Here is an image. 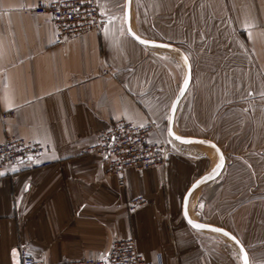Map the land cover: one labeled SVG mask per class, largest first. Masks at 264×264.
<instances>
[{"label": "crops", "instance_id": "0c3cea01", "mask_svg": "<svg viewBox=\"0 0 264 264\" xmlns=\"http://www.w3.org/2000/svg\"><path fill=\"white\" fill-rule=\"evenodd\" d=\"M39 1L0 0V143L10 134L52 146L32 168L0 171V264H19L21 249L50 262L104 258L126 238L149 262L243 264L227 236L182 214L187 189L217 162L213 147L168 134L183 58L134 39L125 0H97L103 24L56 44L51 17L31 10ZM129 24L185 53L191 75L172 130L223 156L189 194L188 216L264 264V0H130ZM116 119L153 124L150 139L170 147L165 165L127 169L120 184L103 158L81 155ZM136 196L145 202L130 212Z\"/></svg>", "mask_w": 264, "mask_h": 264}, {"label": "built area", "instance_id": "2783aa9c", "mask_svg": "<svg viewBox=\"0 0 264 264\" xmlns=\"http://www.w3.org/2000/svg\"><path fill=\"white\" fill-rule=\"evenodd\" d=\"M31 10L51 17L56 44L77 38L103 24L97 0H40ZM13 113L6 112L2 117L6 118ZM154 130L155 127L150 122L136 124L126 119H116L96 134L95 141L84 147L81 155L103 158L107 164V172L117 176L122 184V174L127 169L143 170L165 165L168 146L164 140L150 139ZM51 151L50 144L8 134L0 143V171L12 167L17 172H22L36 166L34 160ZM144 202L142 196H136L128 201V210L134 212ZM19 260V264H163L160 256L154 262L147 261L138 252L133 238L114 240L104 258L84 257L71 260L62 257L57 262H50L44 256L35 257L21 249Z\"/></svg>", "mask_w": 264, "mask_h": 264}, {"label": "water", "instance_id": "95a60500", "mask_svg": "<svg viewBox=\"0 0 264 264\" xmlns=\"http://www.w3.org/2000/svg\"><path fill=\"white\" fill-rule=\"evenodd\" d=\"M129 7H130V0H125V13H124L125 14V24H126V28H127V31L129 32V34L134 39H136L138 42H140L142 44L149 45V46H155V47H164V48H168V49H172V50L176 51L183 58V60L185 62V65H186V76H185V79H184V81H183V83H182V85H181V87H180V89H179V91H178L173 103H172V106H171V109H170V112H169V119H168V123H167V130H168L169 136L172 139L176 140L177 142L184 143V144H187V143H202V144L209 145V146L213 147L214 150L217 153V162H216L215 166L207 174H205L204 176L198 178L187 189V191L185 192L184 197H183V201H182V214H183V217H184L185 221L189 225H191L193 227H195L194 225H203L204 227H200L201 229H211V230L222 229V228L210 225V224H206L204 222H198V221L192 220L188 216L187 210H186L188 197H189V194L191 193V191L193 189H195L196 187H198L199 185H201L207 179L212 177L214 174H216L220 170V168L222 166V163H223V156H222L220 148L214 142H212L211 140H207V139H204V138L179 136V135L175 134L173 132V130H172L173 118H174L176 104H177L178 100L180 99L181 95L183 94V92L185 91V89L187 88L189 80H190L191 72H190V65H189L188 59H187L185 53L180 48H178L177 46H175L173 44L166 43V42L148 40V39H145V38H142V37L136 35L130 28V24H129ZM185 141H192V142H185ZM218 232H221L222 234L227 236L231 241H233L240 248V250L242 252V255H243V264H245V256L247 257V255H246V252H245L244 248L240 244V242L232 234H230L229 232H227L224 229H222V231H218ZM247 264H248V260H247Z\"/></svg>", "mask_w": 264, "mask_h": 264}, {"label": "rangeland", "instance_id": "374dc122", "mask_svg": "<svg viewBox=\"0 0 264 264\" xmlns=\"http://www.w3.org/2000/svg\"><path fill=\"white\" fill-rule=\"evenodd\" d=\"M171 140V139H170ZM166 142V141H165ZM173 146H176V150L179 151V153H188L186 150L187 148L189 147L188 145H182V144H179L173 140H171ZM167 143V142H166ZM167 146H168V152L170 150V147H169V144L167 143ZM210 151H212L213 153L215 152L212 148L210 149Z\"/></svg>", "mask_w": 264, "mask_h": 264}, {"label": "snow or ice", "instance_id": "6c2138e0", "mask_svg": "<svg viewBox=\"0 0 264 264\" xmlns=\"http://www.w3.org/2000/svg\"><path fill=\"white\" fill-rule=\"evenodd\" d=\"M179 139V138H178ZM185 142H192V141H185ZM198 186V185H197ZM197 228L204 227L203 225H194ZM216 231H222V229H215ZM245 264H247V257L245 256Z\"/></svg>", "mask_w": 264, "mask_h": 264}]
</instances>
